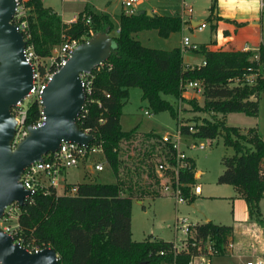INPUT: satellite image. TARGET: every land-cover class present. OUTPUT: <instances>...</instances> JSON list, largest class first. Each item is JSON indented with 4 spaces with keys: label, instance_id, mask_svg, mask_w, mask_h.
<instances>
[{
    "label": "trees",
    "instance_id": "obj_1",
    "mask_svg": "<svg viewBox=\"0 0 264 264\" xmlns=\"http://www.w3.org/2000/svg\"><path fill=\"white\" fill-rule=\"evenodd\" d=\"M27 5L31 10L29 42L40 57L50 55L62 34L70 38L83 34L89 37L93 33L110 34L115 29L109 16L102 11L83 9L74 21L64 22L53 9L44 7L41 0H28ZM83 11L89 17L86 23L82 18ZM181 24L176 15L145 11L126 14L120 10L117 32L110 35L109 56L99 69H92L91 92L76 116L79 129L88 128L93 135L90 145H99L114 182H78L72 195L56 194L53 188L35 191L22 206H18L16 233L22 239V245L53 248L57 264H186L196 253L194 247L175 253L171 241L149 238L134 241L130 238L132 199L161 196L154 167L158 163L174 165L175 151L152 131H138L136 127L121 129L119 117L129 87L140 90L141 99L146 100L152 113L167 111L175 120L179 134L222 137L223 145L230 147L233 154L221 157L224 169L216 182L230 184L242 194L249 217L261 226L264 237L258 206L264 187V180L258 177L264 161V139L255 127L241 132L240 128L226 125L216 116L229 112L257 114V97L264 90V75L258 73L252 85H237L232 80L240 77L247 68L258 69L264 62V47L259 44L257 59H252L251 50H210L200 45L204 64L185 69L179 48L146 47L133 36L141 30L155 29L158 36L167 37L178 31ZM189 80H198L202 85V104L198 105L193 98L185 102L192 110L210 116V119L192 125L181 123L175 107L163 97L170 95L184 100L182 85ZM36 113V104L30 103L26 109V124L33 123ZM188 160L189 168L178 169L176 180L184 198L191 201L186 184L193 182V163ZM193 229L196 238L212 241L214 255L224 254L231 236L229 225L208 221L195 224Z\"/></svg>",
    "mask_w": 264,
    "mask_h": 264
},
{
    "label": "rangeland",
    "instance_id": "obj_2",
    "mask_svg": "<svg viewBox=\"0 0 264 264\" xmlns=\"http://www.w3.org/2000/svg\"><path fill=\"white\" fill-rule=\"evenodd\" d=\"M165 1V2H164ZM191 6L192 18L194 20H204L207 26L200 31L187 30V36L192 42L201 43L208 41L212 31L208 21L207 6L209 0H185ZM238 5L237 10L242 14H248L251 11L250 0H236ZM44 7L53 9L64 20H69L75 17L81 10H92L94 12L105 11L110 17L114 27L116 19L120 12L119 0H41ZM240 2V3H239ZM165 5L167 8L163 9L161 6ZM155 8L160 14H175L181 17L182 7L180 0H142L137 6L136 11H149ZM255 10V9H253ZM83 11L82 13H85ZM150 12V11H149ZM188 16V15H187ZM187 16L183 18L188 19ZM260 17V16H259ZM261 22L263 19H259ZM60 18V19H61ZM255 21V12L250 18ZM255 24V22H254ZM179 31V30H178ZM176 32V31H175ZM256 35L260 38V43L264 47V26L260 23V28L256 30ZM114 34L112 30L109 35ZM160 37L154 29L143 30L138 34L139 42L147 46L156 48H168L175 44L176 37L168 38ZM167 38V39H166ZM166 39V40H165ZM248 46H254V42L247 43ZM245 44L244 46H246ZM258 47V46H257ZM248 49V48H245ZM252 59H257V51L251 50ZM191 54V53H188ZM256 56V58H255ZM259 73L264 75V62L259 64ZM187 91V98L184 100L174 99L170 95H165L176 110L177 119L181 123L192 125L193 123H201L204 119H210L209 114L205 112L194 111L191 106L185 101L194 99L198 105L202 104V97L195 93L193 89L185 88L182 93ZM127 99L121 107L119 117V124L121 129L128 130L136 127L138 131H152L158 135L168 133L174 134L176 129L175 120L170 117L167 111H159L152 113L144 100H140V90L136 87H131L127 90ZM182 95V94H181ZM258 109L255 116H248L241 112H229L225 114L224 122L227 125L235 126L240 129L248 127H255L256 130L264 136V90L260 92L257 97ZM147 110L148 114L144 111ZM180 137V149L186 155L192 157L194 162V170L200 172L198 182L201 186L202 193L200 196L192 197V200L186 204L175 207L174 201L168 195L161 194L153 200L143 198L141 201L133 199L131 201V238L136 241L142 240L146 235L153 234L162 238L163 240L174 239V231L172 228L175 216L180 213L190 218L191 222H199L202 218H209L212 221L227 222L231 215L230 200L227 198L232 192L233 188L229 184L217 183L215 176L219 171V157L222 154L231 155L233 150L228 147L224 148L221 143L220 136L217 135L214 139L209 141L204 138L194 137L189 133H183ZM203 145L202 149L197 146ZM99 157L98 153L92 155V158L85 162L91 163L93 158ZM103 169L96 172L91 168V173L86 170L85 164H78L75 167L66 169L63 172L65 182L72 183L76 181H94L101 183L114 182L113 173L110 168L103 163ZM235 188V187H234ZM236 189V188H235ZM60 192V188H58ZM234 192V191H233ZM218 197V198H216ZM226 197V198H220ZM262 213L264 215V198L261 199ZM177 208V209H176ZM178 210V211H177ZM10 224L14 221H9ZM262 231V229H261ZM228 248V245L226 249ZM228 252V251H226ZM212 254V251H211ZM209 253H201L202 256L198 258V264H244L245 258H237L234 254L212 255Z\"/></svg>",
    "mask_w": 264,
    "mask_h": 264
},
{
    "label": "built area",
    "instance_id": "obj_3",
    "mask_svg": "<svg viewBox=\"0 0 264 264\" xmlns=\"http://www.w3.org/2000/svg\"><path fill=\"white\" fill-rule=\"evenodd\" d=\"M27 1L28 0H13L14 9L10 19V23L14 26L15 30L22 34V38L24 40L22 56L24 61L31 69V83L29 90L20 100L11 106L10 109L14 119V132L10 142L12 148L27 135L28 126L39 127L44 124L45 116L42 110L43 106L41 102L42 91L51 80L52 75L65 63L72 50L79 43L86 41L88 38L85 34L75 38L66 37L62 34L60 42L52 48L50 55L45 57L37 56L33 51L32 44L29 42L28 16L30 15L31 10L27 5ZM140 2L141 0H121V10L126 14L135 12L136 6ZM180 2L182 7V16L190 15V6L185 2V0H181ZM257 9L260 15H264V0H258ZM76 17L77 15L72 21H74ZM82 18L85 23L88 21L89 17L86 12L82 13ZM205 27L206 23L204 21H200L193 26V28L196 30H202ZM114 32H117V28L114 29ZM199 49L200 46L197 43L192 42L190 37L187 35L181 37L179 48L181 55L199 52ZM199 64H204V60H201L197 65ZM100 66L101 63L95 66L93 69L97 70ZM182 66L185 69H190L194 65H189L183 62ZM91 71L92 70L80 72L78 74L81 87L84 91V103L82 108L84 107L87 96H89L92 89L93 74ZM258 73L259 69L252 70L247 68L246 72H244L240 77L233 79L232 82L233 84L237 85H252L255 82ZM182 87L183 89H193L195 93L199 94H201L202 91V85L198 80H189L185 82ZM30 103L36 104L37 113L33 123L26 124V109ZM144 113L147 114V111H144ZM82 131L84 133L91 134L88 128H84ZM178 134L179 133L176 130L174 134H165L161 136L162 140L169 143L174 149L175 164L168 166L165 163H158L154 167V172L158 179L160 194L170 195L174 197L176 202H184L187 199L184 198L177 185V172L178 169L184 170L185 168H189L190 163L183 151L179 149L177 139ZM90 142H88L86 145H83L72 141L61 140L58 147L53 152H48L42 156V160L31 162L25 166L20 173L19 180L23 188L29 191V197L35 191H44L47 188H53L56 194H74L76 192V185L66 184L63 177V172L68 168L75 167L78 164L89 160L95 153H98L99 157L92 159L89 172L91 173V168H93V170L96 172L101 171L103 169V163H106L105 159L99 145H90ZM262 164V168L258 170V177L264 180V161ZM165 170H169V172L166 173ZM190 184L192 188L189 187ZM186 185L188 186L189 195L191 193L198 194L200 192L199 184L192 185V183H188ZM58 188H60V192H58ZM261 195L264 198V187L261 191ZM18 212V205L15 202L5 206L3 214L0 218V228L11 235L14 238V242H18L20 245H22V239L17 236L16 233V220ZM9 221L14 222L11 225ZM193 226L194 224L189 222L185 217H176L172 226L174 232H180L184 235L183 238L172 241L174 252H185L189 247H194L196 250V253L189 257V260L186 264H198V258L202 256L201 253L211 254L212 251L211 256L215 254L212 241L208 238H196L194 236ZM25 248L29 252H36L40 249L38 246ZM159 253L161 254L162 252L159 251ZM245 264H264V260H248L245 262Z\"/></svg>",
    "mask_w": 264,
    "mask_h": 264
},
{
    "label": "water",
    "instance_id": "obj_4",
    "mask_svg": "<svg viewBox=\"0 0 264 264\" xmlns=\"http://www.w3.org/2000/svg\"><path fill=\"white\" fill-rule=\"evenodd\" d=\"M13 9V0H0V218L5 206L12 202L22 206L30 195L19 180L25 166L42 160L61 140L83 145L92 140L93 136L76 123L84 103L78 74L106 60L112 45L108 33H93L72 50L42 91L44 124L28 126L27 135L12 148L14 119L10 109L27 93L31 83V69L22 56V34L10 23ZM141 12L144 11L134 14ZM0 264H57V255L48 246L29 252L0 228Z\"/></svg>",
    "mask_w": 264,
    "mask_h": 264
},
{
    "label": "crops",
    "instance_id": "obj_5",
    "mask_svg": "<svg viewBox=\"0 0 264 264\" xmlns=\"http://www.w3.org/2000/svg\"><path fill=\"white\" fill-rule=\"evenodd\" d=\"M257 2H258V0H250V3L252 5L251 11H249V13L246 15V14H242L241 12H239L240 10L239 11L237 10L236 6L238 5V1H236V0H209V4L207 6V11L210 13V19L208 21H209L210 30L212 31V33H211L210 39L208 41H203L201 43L199 42L198 45L199 46L204 45L206 49H210V50L221 49V50H255V51H257V48H258L257 46H259V44H261V43H260V38L256 35V33H259V32H256V30L258 28H260V23H262L264 20L263 19L264 15H260L259 11L257 9ZM119 4H120V10H121V0H119ZM161 8L165 9L167 7L165 5H163V6H161ZM253 9H255V10H253ZM149 11L154 13V14H157V15H167V14H160L159 12L156 11L155 8H151ZM102 12L106 13L105 11H102ZM254 12H255V21H251L250 18ZM168 15L178 16L177 13L168 14ZM191 15L192 14H190L188 16L183 15V16L188 17V19H185V18H183L182 14H181V17L180 16L179 17L182 21V24H181L179 31L171 32L169 34L168 38L176 37L175 44L171 47H168V48L166 47V48H157V49L170 50V49L175 48V47L180 48L181 37L187 34L186 33L187 30L190 29L192 31V33H194L193 31H195L196 29H194L193 26L196 23H199L200 21H204L201 19L198 21L194 20ZM258 17H259V19H263V20L261 22H259ZM73 19H74V17H72L69 20H64L61 18V20L64 22H70ZM233 21L239 22L241 24L240 25H234ZM254 22H255V24H254ZM117 23H118V17L116 19L115 29L117 28ZM206 26H207V24H206ZM141 31H143V30H141ZM141 31L134 33L133 34L134 38L137 39L138 34L141 33ZM154 31H156V30L154 29ZM196 31H200V30H196ZM249 42H254L255 43L254 46H252V47L248 46L247 43H249ZM144 43H141V44L143 46H146V47L156 48V47L147 46ZM245 44H247V45L244 46ZM245 48H248V49H245ZM182 60L184 63H187L189 65H197L201 60H203V54L200 51L199 52H193L191 54L186 53V54L182 55ZM129 88H131V87H129ZM140 94H141V92H140ZM181 94L184 98H187L188 92L184 91ZM196 94L201 96V94H199V93H196ZM163 97L165 98V95ZM140 100H144V99H141V97H140ZM144 101L146 102V100H144ZM146 104H147V102H146ZM145 111H147V110H145ZM147 114H148V112H147ZM225 114H216V116L218 118L222 119L224 122ZM224 124H226V123L224 122ZM243 130L244 129H241V132H243ZM174 132H176V130ZM165 134H168V133H164L161 136H163ZM179 135L180 134L177 135L178 136L177 137L178 146H180ZM259 135L261 136L262 139H264V136L262 134L259 133ZM204 139L209 141L210 139H214V138H204ZM220 139H221V143H222V137L221 136H220ZM222 146H224L223 143H222ZM197 147L199 149H202L203 145L199 144ZM224 148L226 149L228 147L224 146ZM179 149H180V147H179ZM180 150L183 151L182 149H180ZM183 153H184V151H183ZM184 155L186 156L187 159H190L193 163V168L191 170L193 173L192 185L193 184H199L198 179L200 177V172H198L197 170H194V162L191 159L192 157H190L189 155H186L185 153H184ZM231 155L222 154L219 157L220 168H219L218 173L215 176V181H216L217 176L224 169V166L220 162L221 157L222 156H231ZM85 163H86V170L89 171L90 163L84 161L82 164H85ZM106 165H107V163H106ZM78 182H82V181H76V182H72V183L65 182V183L72 185V184H76ZM110 183H113V182H110ZM222 184H225V183H222ZM189 187L192 188L191 184L189 185ZM232 188H233L232 192L230 193V195L227 196V198L230 200V205H231V215L229 218V221H231L230 223H227V222L224 223L221 221L215 222V221L210 220L207 217H205L204 219L202 218L199 222L194 221V223H193V222H191V220L188 216L182 215L180 213H178L175 216V218L176 217H185L189 222L193 223L194 225L195 224H201V223L208 222V221L215 223V224L229 225L231 227V236H230V240L227 244L228 248L226 249L227 245L225 246L224 254H234L237 258H240V259L245 258L244 264L248 260H255V259L264 260V237H263V233L261 231V226L257 225V223L251 217H249L247 207H246V204L243 200L242 194L237 189H235L233 186H232ZM201 193H202V189L200 186V192L198 194L191 193L190 196L191 197L200 196ZM58 194H60V193H58ZM168 196L173 199L175 207L186 204V202H189L187 200L184 202H176L174 197H172L170 195H168ZM216 198H218V197H216ZM220 198H226V197H220ZM148 199L153 200L154 198H148ZM141 200L142 199H140L139 201H141ZM258 206H259L260 217L263 219V226H264V215L262 213L263 211H262V207H261V200H259ZM174 221H175V219H174ZM183 237H184V235L182 233L174 232V239L164 240V241H171L172 242V241H175V240L183 238ZM130 238H131V210H130ZM145 238L163 240L162 238L158 237L157 235H153V234H148L143 239H145ZM131 240H133V239L131 238ZM134 241H136V240H134ZM226 251H228V252H226Z\"/></svg>",
    "mask_w": 264,
    "mask_h": 264
}]
</instances>
